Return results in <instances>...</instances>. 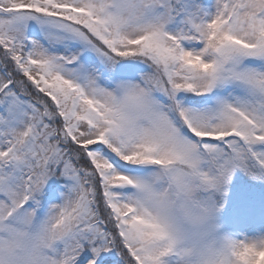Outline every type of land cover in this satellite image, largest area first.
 I'll return each instance as SVG.
<instances>
[{"label":"snow or ice","instance_id":"6c2138e0","mask_svg":"<svg viewBox=\"0 0 264 264\" xmlns=\"http://www.w3.org/2000/svg\"><path fill=\"white\" fill-rule=\"evenodd\" d=\"M0 264H264V0H0Z\"/></svg>","mask_w":264,"mask_h":264}]
</instances>
